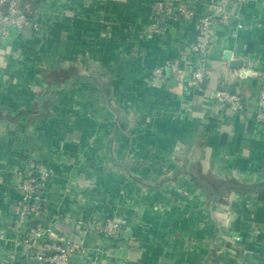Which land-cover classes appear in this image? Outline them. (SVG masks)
Wrapping results in <instances>:
<instances>
[{"label": "crops", "instance_id": "1", "mask_svg": "<svg viewBox=\"0 0 264 264\" xmlns=\"http://www.w3.org/2000/svg\"><path fill=\"white\" fill-rule=\"evenodd\" d=\"M154 1L53 0L47 39L27 28L0 45V260L32 250L15 235L17 170L37 156L56 170L46 224L86 236L78 264H264V0H224L205 84L186 91L168 62L191 59L196 19L160 18ZM211 1L190 0L199 14ZM92 215L118 219L120 237L75 227Z\"/></svg>", "mask_w": 264, "mask_h": 264}, {"label": "built area", "instance_id": "2", "mask_svg": "<svg viewBox=\"0 0 264 264\" xmlns=\"http://www.w3.org/2000/svg\"><path fill=\"white\" fill-rule=\"evenodd\" d=\"M152 9L160 18L185 21L196 19L197 32L191 46V59L173 58L168 65L171 79L181 91L200 87L208 76L213 29L215 26L228 24L232 19L227 1L212 0L209 12L200 14L190 0H155ZM54 13L56 10L52 5L44 8L42 3L32 9L31 5L24 4L23 0H0V45H5L27 28L33 33L39 32L43 29L41 16L55 15ZM158 73L160 69L155 71V75ZM213 96L220 105L227 106L237 113L247 112L248 105L244 94L219 88L213 92ZM255 120L264 124V84L259 93ZM17 174L21 179L18 184L21 191L18 201L21 223L15 230V235L19 242L31 246L32 250L27 252V262L18 258L15 260L16 257L12 254L7 261L0 260V264H78L88 253L86 236L82 233L76 234V238L71 235L61 236L52 225L46 224V218L51 212L46 190L56 170L45 167L39 157L30 156L25 165L18 168ZM74 225L79 230L97 231L109 238L120 237L121 224L114 217L100 219L97 215H92L76 220ZM5 237V233L1 232L0 238Z\"/></svg>", "mask_w": 264, "mask_h": 264}, {"label": "rangeland", "instance_id": "3", "mask_svg": "<svg viewBox=\"0 0 264 264\" xmlns=\"http://www.w3.org/2000/svg\"><path fill=\"white\" fill-rule=\"evenodd\" d=\"M53 0H44V3H43V6H44V8H47V6H49V5H53V8L56 10V9H58V7L57 6H59V5H55L56 3H53L52 2ZM56 16H58V14L61 16V13H54ZM56 16H55V18H56ZM60 16H58L57 17V20H60ZM54 18V16L53 15H48V14H45L44 16H41V19H42V28H44V25H45V21H47V20H49V22H46L48 25H50V20L52 21V19ZM62 20V19H61ZM45 32H44V30L43 29H41L39 32H36V33H33L34 35L36 34V35H39V36H37V37H41V38H43V40H45V39H47L48 38V34H44ZM48 33V32H47ZM97 158V157H96ZM131 157H127L126 158V160H127V163H130L131 164ZM137 161V160H136ZM137 163V162H136ZM140 163V165L141 164H144V161H142V162H138L137 164H139ZM96 165H99V162H98V160H97V163H96ZM142 172V171H141ZM146 175H152L153 177H155V175L154 174H152V173H149V174H147V172L144 170L143 171V176L145 177ZM142 179V178H141ZM155 180H158V178H155ZM179 190V189H178ZM182 191V190H181ZM160 192V191H159ZM182 192H188V190L186 189V190H183ZM158 193V192H157ZM155 197H157V198H160V194H155L154 195ZM170 208H172V207H169L168 209H170ZM174 215H175V213H174Z\"/></svg>", "mask_w": 264, "mask_h": 264}, {"label": "water", "instance_id": "4", "mask_svg": "<svg viewBox=\"0 0 264 264\" xmlns=\"http://www.w3.org/2000/svg\"><path fill=\"white\" fill-rule=\"evenodd\" d=\"M225 58L230 60V58H231V52L230 51L226 52ZM241 61L243 62V60H231L230 62H231L232 66H237V65H240V63H242ZM202 84L204 85L205 82H203Z\"/></svg>", "mask_w": 264, "mask_h": 264}, {"label": "trees", "instance_id": "5", "mask_svg": "<svg viewBox=\"0 0 264 264\" xmlns=\"http://www.w3.org/2000/svg\"><path fill=\"white\" fill-rule=\"evenodd\" d=\"M44 2V0H35L34 2H33V4H30L31 5V8L32 9H34V8H36V7H39V6H41V4H42V2ZM197 12L199 13V10L197 9ZM206 12H209V10H207V11H205V12H202V13H206ZM32 223V222H31ZM38 224H42V225H44L45 223L43 222H38ZM33 225H35V224H33ZM37 226V225H36Z\"/></svg>", "mask_w": 264, "mask_h": 264}]
</instances>
